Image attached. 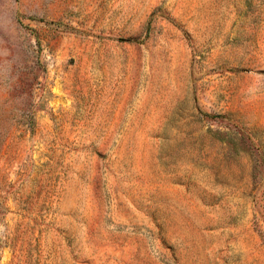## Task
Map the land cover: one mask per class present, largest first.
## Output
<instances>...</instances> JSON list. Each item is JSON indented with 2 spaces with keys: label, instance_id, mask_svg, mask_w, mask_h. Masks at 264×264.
<instances>
[{
  "label": "rangeland",
  "instance_id": "rangeland-1",
  "mask_svg": "<svg viewBox=\"0 0 264 264\" xmlns=\"http://www.w3.org/2000/svg\"><path fill=\"white\" fill-rule=\"evenodd\" d=\"M0 264H264V0H0Z\"/></svg>",
  "mask_w": 264,
  "mask_h": 264
}]
</instances>
